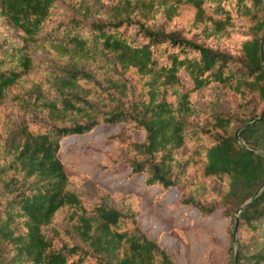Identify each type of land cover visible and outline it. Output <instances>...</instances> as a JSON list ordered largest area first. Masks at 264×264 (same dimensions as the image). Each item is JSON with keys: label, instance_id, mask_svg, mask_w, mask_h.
I'll use <instances>...</instances> for the list:
<instances>
[{"label": "trees", "instance_id": "16d2710c", "mask_svg": "<svg viewBox=\"0 0 264 264\" xmlns=\"http://www.w3.org/2000/svg\"><path fill=\"white\" fill-rule=\"evenodd\" d=\"M57 1L0 0V34L13 30L0 43V101L37 46L68 57L10 95L16 128L0 118V264H175L141 228L136 194L62 160L63 139L100 125L123 129L106 137L97 170L175 188L172 206L201 217L220 211L232 223L228 263L264 264V0H75L42 32ZM168 233L186 243L182 226Z\"/></svg>", "mask_w": 264, "mask_h": 264}, {"label": "rangeland", "instance_id": "374dc122", "mask_svg": "<svg viewBox=\"0 0 264 264\" xmlns=\"http://www.w3.org/2000/svg\"><path fill=\"white\" fill-rule=\"evenodd\" d=\"M74 1L58 0L42 32L55 28L59 22L65 20L71 14L70 6ZM87 1L94 6L98 5L96 0ZM12 36V29H2L0 43L10 40ZM262 47L264 49V38ZM32 57L33 69L0 101V118H4L12 129L17 127L19 115L18 106L10 99V95L28 89L36 82H44L52 65L63 66L68 60V57H58L47 45L37 46ZM122 129L123 125H100L86 134L68 136L62 140L60 146L61 158L65 162H73L76 170L86 172L91 182L110 193L136 194L141 201V228L150 237L159 236L160 244L174 255L175 264H229L228 230H232V223L220 211L209 217H201L194 210L182 205L172 206L178 198L175 188L160 193L159 187H146L143 176L129 175L128 169L118 168L116 171L103 172L95 168V164L113 148V144L106 137ZM132 136L136 140H142L144 134L133 131ZM76 189L86 194L91 191L88 185L78 186ZM157 203L163 207H157ZM175 225L183 227L186 243L168 233ZM52 227L61 232L69 227L63 212L57 213Z\"/></svg>", "mask_w": 264, "mask_h": 264}, {"label": "water", "instance_id": "95a60500", "mask_svg": "<svg viewBox=\"0 0 264 264\" xmlns=\"http://www.w3.org/2000/svg\"><path fill=\"white\" fill-rule=\"evenodd\" d=\"M262 50H263V47H262ZM235 220L237 221V218H235ZM235 238H236V223H235L234 230H233V241H235Z\"/></svg>", "mask_w": 264, "mask_h": 264}]
</instances>
